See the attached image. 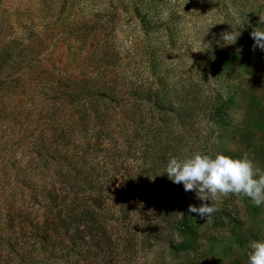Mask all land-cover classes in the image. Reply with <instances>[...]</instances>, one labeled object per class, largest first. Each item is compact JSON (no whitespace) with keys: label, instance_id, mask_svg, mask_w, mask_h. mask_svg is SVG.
<instances>
[{"label":"rangeland","instance_id":"obj_1","mask_svg":"<svg viewBox=\"0 0 264 264\" xmlns=\"http://www.w3.org/2000/svg\"><path fill=\"white\" fill-rule=\"evenodd\" d=\"M260 17L264 0H0V264H248L250 242L264 240V206L221 197L214 206L230 218L184 233L178 208L212 201L164 172L197 151L248 153L264 169V51L250 35ZM233 31L235 43L224 41ZM57 79L101 87L107 99L76 109L119 111L125 154L109 159L105 143L108 160L95 154L97 178L74 203L112 215L103 251L85 255L89 243L77 241L54 258L27 246L13 214L40 216L37 185L57 171L56 157L33 162L46 133L39 96ZM118 195L130 196L126 212Z\"/></svg>","mask_w":264,"mask_h":264},{"label":"trees","instance_id":"obj_2","mask_svg":"<svg viewBox=\"0 0 264 264\" xmlns=\"http://www.w3.org/2000/svg\"><path fill=\"white\" fill-rule=\"evenodd\" d=\"M231 61L232 56L228 55L216 60L215 65L224 67ZM42 90L39 96L42 100L38 108L42 111L34 116L43 114L41 116L46 133L34 146L36 154L33 162H39L45 157L52 160L56 157L57 171L37 185L41 200L35 197L44 206L42 214L39 216L30 210L18 211L13 214V219L18 221V224H14L21 235H27V246L32 251L37 253L44 251L48 257L58 258L66 251L72 252V247L69 245L85 240L89 243L84 249L85 255L88 254V248L103 251V245L109 240L106 222L112 218V215L104 216L98 207V202H90L91 204L86 207L74 203L77 195L97 178L91 176L92 171L95 170V165L91 164L95 154H105L104 159H107L105 143L107 148L111 146L109 159L117 160L125 154V151L116 147V140L125 138L121 135L123 130L119 128V111L76 109L78 104L84 106L96 98L107 99L105 93L99 94L101 87L92 85L91 82L77 84L71 80L57 79L56 84L49 83V86L43 87ZM115 161H110V164ZM76 173L81 177L77 178ZM38 175L37 172L32 174L33 177ZM129 197V195L115 197L116 203L120 207L123 206L125 212ZM214 207L217 211L210 218L201 219L195 213H190L188 208L181 206L178 208V215L174 218L173 225L175 229L188 234L202 220L217 221L221 216L230 218L229 211ZM79 225L84 229L79 231Z\"/></svg>","mask_w":264,"mask_h":264},{"label":"clouds","instance_id":"obj_3","mask_svg":"<svg viewBox=\"0 0 264 264\" xmlns=\"http://www.w3.org/2000/svg\"><path fill=\"white\" fill-rule=\"evenodd\" d=\"M264 24V17H260ZM257 47L264 51V28L257 27L251 32ZM240 32L224 34V41L235 43ZM231 43V44H232ZM168 179L174 184H182L185 192L193 191L202 202L200 207L189 205L188 211L201 219L210 218L217 211L214 202L229 195L245 197L253 206H264V169H261L248 153L241 158L216 153L214 156L194 152L184 158L172 157L165 167ZM183 215V214H181ZM248 264H264V240H253L249 245Z\"/></svg>","mask_w":264,"mask_h":264}]
</instances>
